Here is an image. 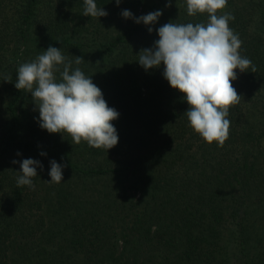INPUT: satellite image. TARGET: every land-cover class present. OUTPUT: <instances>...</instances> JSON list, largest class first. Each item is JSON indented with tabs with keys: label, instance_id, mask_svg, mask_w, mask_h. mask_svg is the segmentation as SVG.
Segmentation results:
<instances>
[{
	"label": "trees",
	"instance_id": "16d2710c",
	"mask_svg": "<svg viewBox=\"0 0 264 264\" xmlns=\"http://www.w3.org/2000/svg\"><path fill=\"white\" fill-rule=\"evenodd\" d=\"M95 3L108 15L84 16V0H0V264H264V0H227L216 13L234 16L239 54L255 67L236 70L241 99L222 147L190 127L163 64L138 62L156 29L206 25L208 13L189 16L186 0ZM124 10L162 15L146 26ZM49 46L119 113L113 148L48 133L31 93L15 88L18 67ZM27 158L43 166L34 188L17 185L12 161ZM51 160L66 165L60 183L49 182Z\"/></svg>",
	"mask_w": 264,
	"mask_h": 264
},
{
	"label": "clouds",
	"instance_id": "9594fccd",
	"mask_svg": "<svg viewBox=\"0 0 264 264\" xmlns=\"http://www.w3.org/2000/svg\"><path fill=\"white\" fill-rule=\"evenodd\" d=\"M120 2L116 0L117 5ZM84 3V16L108 15L97 7L95 0ZM186 4L189 16L206 12L209 22L164 24L156 29L159 39L153 47L140 51L138 62L145 70L163 64V77L171 88L183 94L189 106L185 114L190 127L208 144L216 142L222 147L229 135L228 110L241 99L232 84L237 79L236 70L245 72L251 66L255 72V67L239 54L242 42L228 24L234 16L216 14L226 7L227 0H186ZM170 6L171 0L166 7ZM161 15L160 10L138 18L129 10L122 12L124 18L146 26L154 25ZM148 31L151 33L153 28L148 27ZM83 60L82 56H76L75 64ZM59 65H63V71L58 80L55 73L60 71ZM11 79L10 75L5 77L7 82ZM14 86L31 93L39 111V125L48 133H67L75 144L83 140L97 149L109 150L117 145V130L112 121L118 119L119 113L109 107L91 77H86L78 67L72 70V62H66L61 49L49 46L35 61L21 64ZM12 163H20L22 175L17 178V185L34 188L32 178L38 175L36 169L43 167L40 161L27 158ZM65 166L51 160L49 182L60 183Z\"/></svg>",
	"mask_w": 264,
	"mask_h": 264
}]
</instances>
